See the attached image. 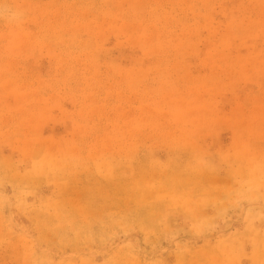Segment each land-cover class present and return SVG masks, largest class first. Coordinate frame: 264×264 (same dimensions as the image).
Wrapping results in <instances>:
<instances>
[{
	"label": "rangeland",
	"instance_id": "rangeland-1",
	"mask_svg": "<svg viewBox=\"0 0 264 264\" xmlns=\"http://www.w3.org/2000/svg\"><path fill=\"white\" fill-rule=\"evenodd\" d=\"M0 264H264V0H0Z\"/></svg>",
	"mask_w": 264,
	"mask_h": 264
}]
</instances>
